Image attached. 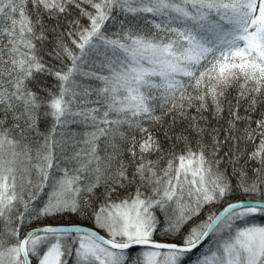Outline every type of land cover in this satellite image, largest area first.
<instances>
[{
  "label": "snow or ice",
  "instance_id": "1",
  "mask_svg": "<svg viewBox=\"0 0 264 264\" xmlns=\"http://www.w3.org/2000/svg\"><path fill=\"white\" fill-rule=\"evenodd\" d=\"M260 217L264 0H0V264H264Z\"/></svg>",
  "mask_w": 264,
  "mask_h": 264
},
{
  "label": "trees",
  "instance_id": "2",
  "mask_svg": "<svg viewBox=\"0 0 264 264\" xmlns=\"http://www.w3.org/2000/svg\"><path fill=\"white\" fill-rule=\"evenodd\" d=\"M256 118L259 119L258 116H257ZM253 127L255 128V125H253ZM255 130H256V132H258V133L262 131V130H257V128H255ZM259 139H260V137H257V141H258ZM251 147L254 148V144H252ZM255 147H256V145H255ZM238 198H239V197H237V199H238ZM200 219H204V216L202 215V216L200 217ZM256 222H257V223H264V217H260V218H258ZM86 225L92 227V225H91L90 223H86ZM156 239L160 240V239H163V238L160 237V236H157Z\"/></svg>",
  "mask_w": 264,
  "mask_h": 264
},
{
  "label": "rangeland",
  "instance_id": "3",
  "mask_svg": "<svg viewBox=\"0 0 264 264\" xmlns=\"http://www.w3.org/2000/svg\"><path fill=\"white\" fill-rule=\"evenodd\" d=\"M257 130H261V129L257 128ZM257 137H259V136H257ZM253 144H254V148H255V145H256V143H255V142H253Z\"/></svg>",
  "mask_w": 264,
  "mask_h": 264
},
{
  "label": "water",
  "instance_id": "4",
  "mask_svg": "<svg viewBox=\"0 0 264 264\" xmlns=\"http://www.w3.org/2000/svg\"><path fill=\"white\" fill-rule=\"evenodd\" d=\"M87 226V225H86ZM88 227H90V226H88ZM101 234H103V233H101Z\"/></svg>",
  "mask_w": 264,
  "mask_h": 264
}]
</instances>
